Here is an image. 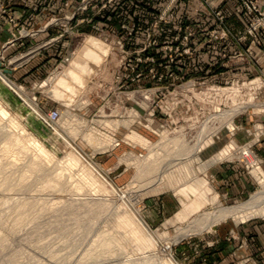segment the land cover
I'll return each mask as SVG.
<instances>
[{
	"label": "rangeland",
	"instance_id": "374dc122",
	"mask_svg": "<svg viewBox=\"0 0 264 264\" xmlns=\"http://www.w3.org/2000/svg\"><path fill=\"white\" fill-rule=\"evenodd\" d=\"M0 63V264H207L214 239L264 222L174 239L263 188L264 0H0ZM161 195L178 203L158 218ZM243 237L237 261L264 264Z\"/></svg>",
	"mask_w": 264,
	"mask_h": 264
},
{
	"label": "crops",
	"instance_id": "0c3cea01",
	"mask_svg": "<svg viewBox=\"0 0 264 264\" xmlns=\"http://www.w3.org/2000/svg\"><path fill=\"white\" fill-rule=\"evenodd\" d=\"M210 167L211 172L215 175V180L218 182V185L221 186V188H219L220 191L227 192L230 198L239 199L243 194H245V192H247L246 190L250 189L246 188L247 178L246 176H243V172L239 170L240 168L237 166V164L221 162L212 164ZM203 196H205V190L198 192V195L195 196V200L190 201L188 204H184V208L180 214L182 215L185 213L186 209L196 202H200L199 199H202ZM193 197L194 196H191V199ZM173 202L178 203V200L176 198L173 199L171 196L161 195L152 199L149 202V206L154 208L157 212L158 218L159 216L161 218L164 216L165 209L168 208V206ZM235 232V237L241 238L244 236L247 238L248 247H246L245 251L248 256H251V260L254 261L255 257L264 255V222L259 220L250 221L245 225H240ZM240 238H238V240L234 238L233 241H229L227 239L222 240L219 238L214 239V248H209L213 255H207V264H212V259L214 257L217 260H222V262L219 264H241L239 261H237L242 255L241 250L238 249L241 244Z\"/></svg>",
	"mask_w": 264,
	"mask_h": 264
},
{
	"label": "bare ground",
	"instance_id": "6f19581e",
	"mask_svg": "<svg viewBox=\"0 0 264 264\" xmlns=\"http://www.w3.org/2000/svg\"><path fill=\"white\" fill-rule=\"evenodd\" d=\"M220 116H222V115H220ZM206 123H207V121H205L203 123V125H205ZM131 137L133 138L134 135H132ZM35 141H36V139H35ZM38 144H39V141H38ZM262 186H263V188L259 192L254 193L248 201H246L242 204L234 205V206H222L213 212H208V213L206 212V213L199 214L195 218V222L193 223V225L190 228L180 229L178 231V233L176 234V236L174 237V239L179 240L182 237L188 235L189 233L198 230V228L196 226L199 225L201 223V221H206V222L209 221V223L215 222V221H219V220L226 218V217L228 218L230 216H235V215H237V213H240V212L243 213L244 211H247V214H246V216H244V218L251 217V216H254L256 214H264V209H263L264 207H262V206H264L263 205V203H264V183ZM220 202H222V201H220ZM172 240H173V238H172ZM169 248H170V246L168 245L167 250H169Z\"/></svg>",
	"mask_w": 264,
	"mask_h": 264
},
{
	"label": "built area",
	"instance_id": "2783aa9c",
	"mask_svg": "<svg viewBox=\"0 0 264 264\" xmlns=\"http://www.w3.org/2000/svg\"><path fill=\"white\" fill-rule=\"evenodd\" d=\"M39 114L41 118H43V120L46 121L51 127H54L60 120V111L58 109H55L49 113L41 112ZM115 145H118V143L116 142ZM121 188H126V185L122 186Z\"/></svg>",
	"mask_w": 264,
	"mask_h": 264
},
{
	"label": "water",
	"instance_id": "95a60500",
	"mask_svg": "<svg viewBox=\"0 0 264 264\" xmlns=\"http://www.w3.org/2000/svg\"><path fill=\"white\" fill-rule=\"evenodd\" d=\"M0 65H1V63H0ZM5 71H6L7 73L11 72V71H10V70H8V69H6Z\"/></svg>",
	"mask_w": 264,
	"mask_h": 264
}]
</instances>
